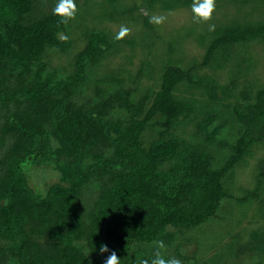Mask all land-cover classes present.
<instances>
[{
  "label": "trees",
  "instance_id": "trees-1",
  "mask_svg": "<svg viewBox=\"0 0 264 264\" xmlns=\"http://www.w3.org/2000/svg\"><path fill=\"white\" fill-rule=\"evenodd\" d=\"M36 1L0 0V264H104L109 253L100 254L101 244L121 264L151 260L154 253L133 244L166 238L169 225L195 226L217 211L227 195L223 177L264 138V87L254 102L233 106L239 137L219 142L231 152L217 163L207 145L219 131L208 129L213 115L197 124L206 145L170 133L192 110L174 93L191 71L169 65L160 89L138 99L128 88L100 87L79 101L76 89L109 47L107 37L88 33L68 78L45 74L43 56L48 47L68 45L59 36L67 26L53 10L30 18ZM261 37L264 22L230 26L204 61L219 45ZM154 120L164 130L147 145ZM48 163L60 180L36 191L27 170ZM88 188L97 198L85 211L80 198ZM85 238L90 255L76 243Z\"/></svg>",
  "mask_w": 264,
  "mask_h": 264
},
{
  "label": "rangeland",
  "instance_id": "rangeland-1",
  "mask_svg": "<svg viewBox=\"0 0 264 264\" xmlns=\"http://www.w3.org/2000/svg\"><path fill=\"white\" fill-rule=\"evenodd\" d=\"M56 3L37 0L30 18L53 10ZM76 4V19L59 34L62 40L68 37V45L47 48L44 73L55 79L72 75L75 55L94 30L107 37L109 47L97 63L87 67L86 81L76 89L79 101L94 96L100 87L128 88L138 99L160 89L169 65L191 71V81L180 82L174 93L190 102L192 110L170 127V133L206 145L197 124L211 114L214 120L208 129L219 131L208 148L215 162L227 158L231 151L219 142L234 143L240 131L233 106L254 102L257 91L264 87V37L219 45L207 62L204 58L226 28L264 22V0H216L212 20L200 24L193 22L192 0H77ZM153 15H165L167 20L157 26L149 22ZM121 25L129 27L131 34L115 41ZM163 128L154 120L144 142L148 145ZM27 174L28 184L39 192L60 180L59 171L50 163L33 164ZM222 183L227 195L214 215L195 226L169 225V236L156 240L164 242L166 250L161 251L166 258L176 257L182 264H264V138L252 145ZM96 198L93 188L85 189L80 198L82 210L89 211ZM153 242H137L133 248L155 253ZM76 243L86 254L93 252L88 238Z\"/></svg>",
  "mask_w": 264,
  "mask_h": 264
},
{
  "label": "clouds",
  "instance_id": "clouds-1",
  "mask_svg": "<svg viewBox=\"0 0 264 264\" xmlns=\"http://www.w3.org/2000/svg\"><path fill=\"white\" fill-rule=\"evenodd\" d=\"M216 10V0H192L191 12L193 22L196 24L208 23L212 20L213 14ZM78 8L75 0H57L53 8V15L59 17V24L67 26L70 21L76 19ZM147 15V13H145ZM167 20L165 15H153L150 17L149 22L157 26L163 25ZM215 26L210 25V30H214ZM131 34V29L127 26L121 25L118 32L114 36L115 41H121ZM65 42L68 40L64 36ZM156 251L151 258H141L138 264H182V261L176 257L165 258L161 250H166V246L162 240L153 242ZM100 254L109 253L105 258L104 264H121V259L118 257L115 250H110L107 244H101L99 247Z\"/></svg>",
  "mask_w": 264,
  "mask_h": 264
}]
</instances>
